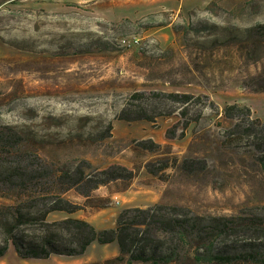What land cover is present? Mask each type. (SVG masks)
Here are the masks:
<instances>
[{
  "label": "rangeland",
  "instance_id": "1",
  "mask_svg": "<svg viewBox=\"0 0 264 264\" xmlns=\"http://www.w3.org/2000/svg\"><path fill=\"white\" fill-rule=\"evenodd\" d=\"M262 23L264 0H0V123L22 133L19 154L135 171L89 198L75 189L64 194L84 206L75 215L99 227L115 224L124 208L155 203L201 215L264 207L262 153L223 114L239 103L264 119V55L254 62L246 56L248 29ZM134 37L139 43L121 42ZM135 92L208 95L216 106L204 99L184 116L180 103L130 99ZM140 102L153 122L120 118ZM148 139L160 149L142 148ZM4 195L0 204L11 203ZM67 217L55 211L48 219ZM102 247L77 257L24 259L11 246L0 264H75L102 256Z\"/></svg>",
  "mask_w": 264,
  "mask_h": 264
},
{
  "label": "trees",
  "instance_id": "2",
  "mask_svg": "<svg viewBox=\"0 0 264 264\" xmlns=\"http://www.w3.org/2000/svg\"><path fill=\"white\" fill-rule=\"evenodd\" d=\"M248 32L251 39L246 56L254 62L264 55V50L260 54L255 51L264 43V23L249 28ZM232 56V60L237 58V55ZM150 96L182 104L184 116L188 115L189 105L204 99L216 106L208 95L180 92L153 95L135 92L130 99L145 100ZM129 110L131 115L120 118L155 120L141 102L133 104ZM223 114L237 121L234 127L243 126L241 133L252 140L264 162V119L253 118L252 109L239 103L225 106ZM184 135L182 131L180 138ZM166 136L175 139V129H168ZM140 145L151 151L161 147L152 139L140 141ZM22 146H25L24 137L17 125L0 123V193L7 192L4 196L12 200L0 204V257L11 246L21 258L48 259L52 255H82L94 242H117L120 255L86 264H173L176 261L181 264H264L263 206L239 214L201 215L185 205L155 203L122 209L115 227L104 229H98L84 218L50 221L48 216L52 212L74 213L84 208L65 197L69 190L75 189L89 198L101 186L131 180L135 171L121 164L98 168L87 159L75 164H57L42 159L37 153L35 157L19 154ZM167 166L164 162L161 169ZM147 168L151 173L158 172L151 164Z\"/></svg>",
  "mask_w": 264,
  "mask_h": 264
},
{
  "label": "crops",
  "instance_id": "3",
  "mask_svg": "<svg viewBox=\"0 0 264 264\" xmlns=\"http://www.w3.org/2000/svg\"><path fill=\"white\" fill-rule=\"evenodd\" d=\"M141 2V1H140ZM141 3H143V2H141ZM149 4V3H148ZM145 6H147V5H145ZM78 212V211H77ZM77 212H74V213H67L68 215H69V217L70 216H72V217H76V218H82V217H80V216H78V215H75V213H77ZM85 219V218H84ZM87 220V219H86ZM89 221V220H88ZM98 229H104L103 227H99V226H97L96 224H94ZM109 228H112V227H115V224H113V223H110L109 224ZM98 242H94L89 248H88V250L86 251V253H84V254H89L90 253V250L92 249V248H96V244H97ZM99 244H101V243H99ZM102 246H104V247H102L100 250L102 251V256H100V257H98V258H93V259H89V260H85L84 262H77V263H75V264H86V263H92V262H101V261H104V260H107V259H110V258H114V257H116V256H118V255H120V248H119V245H118V243L117 242H112V243H108V244H101ZM84 254H82V255H84ZM78 256H80V255H78ZM51 257H55V256H51ZM50 257V258H51ZM66 257H73V256H66ZM74 257H77V256H74ZM50 258H48V259H50Z\"/></svg>",
  "mask_w": 264,
  "mask_h": 264
},
{
  "label": "built area",
  "instance_id": "4",
  "mask_svg": "<svg viewBox=\"0 0 264 264\" xmlns=\"http://www.w3.org/2000/svg\"><path fill=\"white\" fill-rule=\"evenodd\" d=\"M140 39L137 37L133 38V41H128L127 39H122L121 42L123 43V45H130L132 42L133 43H139Z\"/></svg>",
  "mask_w": 264,
  "mask_h": 264
}]
</instances>
